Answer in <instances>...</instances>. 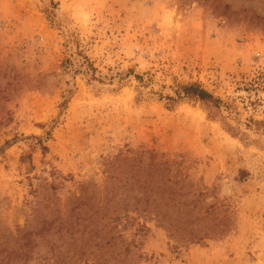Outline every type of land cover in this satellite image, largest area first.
Instances as JSON below:
<instances>
[{
  "label": "rangeland",
  "instance_id": "rangeland-1",
  "mask_svg": "<svg viewBox=\"0 0 264 264\" xmlns=\"http://www.w3.org/2000/svg\"><path fill=\"white\" fill-rule=\"evenodd\" d=\"M0 264H264V0H0Z\"/></svg>",
  "mask_w": 264,
  "mask_h": 264
},
{
  "label": "trees",
  "instance_id": "trees-1",
  "mask_svg": "<svg viewBox=\"0 0 264 264\" xmlns=\"http://www.w3.org/2000/svg\"><path fill=\"white\" fill-rule=\"evenodd\" d=\"M177 92L180 97L195 99L209 106L217 107L221 102L218 97H215L211 92L196 82L179 85Z\"/></svg>",
  "mask_w": 264,
  "mask_h": 264
}]
</instances>
